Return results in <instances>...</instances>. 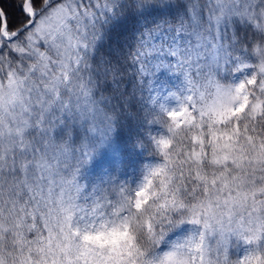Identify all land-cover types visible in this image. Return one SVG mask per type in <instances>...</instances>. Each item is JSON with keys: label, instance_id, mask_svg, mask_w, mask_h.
Wrapping results in <instances>:
<instances>
[{"label": "snow or ice", "instance_id": "obj_1", "mask_svg": "<svg viewBox=\"0 0 264 264\" xmlns=\"http://www.w3.org/2000/svg\"><path fill=\"white\" fill-rule=\"evenodd\" d=\"M0 264H264V0H0Z\"/></svg>", "mask_w": 264, "mask_h": 264}, {"label": "trees", "instance_id": "obj_2", "mask_svg": "<svg viewBox=\"0 0 264 264\" xmlns=\"http://www.w3.org/2000/svg\"><path fill=\"white\" fill-rule=\"evenodd\" d=\"M159 74H155L153 77V87L156 90L161 91L162 93H167L168 88H171L172 83H170L172 72L165 71L160 69ZM169 86L164 89V87ZM157 135V133H152ZM164 132H160L159 136H163ZM159 138V137H158ZM118 149V141L115 136H113L110 144H106L103 148L99 149L89 161L81 169V183H86L88 185L98 184L103 180H106L109 175H115L121 180V183L128 182L130 184H137L141 181L143 174L146 171V168L150 165H156L162 162V159L157 155H151V149L141 150L139 147L136 149L135 154L132 156L131 160L128 162L120 161L117 165L110 167L107 164L100 163L104 158L105 154L108 156H117L119 157L121 153ZM115 150V151H114ZM85 195L90 196L92 199H96L98 196H107L110 199H118L119 191L111 188L108 185H101L100 191L95 192L92 189H89ZM175 237L173 236V239Z\"/></svg>", "mask_w": 264, "mask_h": 264}, {"label": "rangeland", "instance_id": "obj_3", "mask_svg": "<svg viewBox=\"0 0 264 264\" xmlns=\"http://www.w3.org/2000/svg\"><path fill=\"white\" fill-rule=\"evenodd\" d=\"M165 71L171 72L169 69L164 68ZM161 73L160 70L156 72V74ZM171 80L170 83H172L171 88H168L169 86L164 87V89L168 88V91L172 90L173 92L176 91V89H179L182 87L183 78L181 74L172 72L170 74ZM175 102L171 98H169L168 105L171 106Z\"/></svg>", "mask_w": 264, "mask_h": 264}]
</instances>
